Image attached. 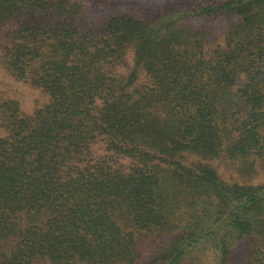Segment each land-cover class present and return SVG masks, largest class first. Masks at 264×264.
Instances as JSON below:
<instances>
[{"label": "trees", "instance_id": "1", "mask_svg": "<svg viewBox=\"0 0 264 264\" xmlns=\"http://www.w3.org/2000/svg\"><path fill=\"white\" fill-rule=\"evenodd\" d=\"M88 2L102 14L85 24L82 0H0V34L10 24L17 39L4 66L46 97L31 114L0 99V264H182L200 248L233 264L245 240L244 264H264V183L183 162L255 173L264 0L147 14ZM219 18L229 24L210 47L202 22ZM147 239L160 246L143 260Z\"/></svg>", "mask_w": 264, "mask_h": 264}, {"label": "rangeland", "instance_id": "2", "mask_svg": "<svg viewBox=\"0 0 264 264\" xmlns=\"http://www.w3.org/2000/svg\"><path fill=\"white\" fill-rule=\"evenodd\" d=\"M189 0H111L114 4L109 5L108 10L127 13H149L170 4H179L188 2ZM85 3L86 12L82 14V20L85 24L94 21L102 13L99 12L101 7L92 6L88 0H82ZM104 8V7H103ZM107 8V7H106ZM85 11V10H84ZM236 20H233L235 22ZM229 20L219 18L211 21H204L202 25L210 31L208 36V46L214 47L220 42L226 32ZM198 25V24H197ZM16 26L8 24L4 27L0 34V99L2 101L14 100L19 103L21 112L31 114L34 110L41 107L46 102L45 95L30 86L27 83L16 80L4 66L3 53L7 44H11L15 39L9 32L15 30ZM17 39H15V42ZM7 43V44H6ZM11 46V45H8ZM131 70V69H130ZM128 70V72L130 71ZM133 70V68H132ZM132 74V73H129ZM140 79H143V73L139 71ZM255 173L244 177L240 174L239 168L242 166L241 161L229 160L221 158L218 160L204 161L201 158L186 155L183 159L186 165H195L199 162L207 163L215 169L221 180L229 184L237 183L240 185H258L264 183V153L261 158L254 159ZM247 167V166H246ZM160 242L145 240L141 243L142 259L148 258L154 250L157 249ZM250 244L248 241L240 242L236 247L233 264H244L248 257ZM203 248L198 251H193L182 264H215L210 253L203 252Z\"/></svg>", "mask_w": 264, "mask_h": 264}]
</instances>
